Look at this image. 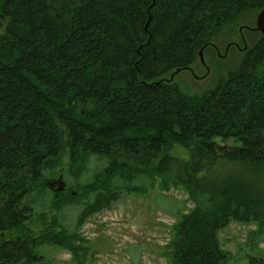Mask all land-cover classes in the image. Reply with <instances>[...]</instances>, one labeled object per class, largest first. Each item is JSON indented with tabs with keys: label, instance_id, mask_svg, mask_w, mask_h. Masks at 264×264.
<instances>
[{
	"label": "trees",
	"instance_id": "obj_1",
	"mask_svg": "<svg viewBox=\"0 0 264 264\" xmlns=\"http://www.w3.org/2000/svg\"><path fill=\"white\" fill-rule=\"evenodd\" d=\"M263 9L264 0H0V264H37L47 245L86 254L66 230L24 239L56 198L43 180H78L89 162L97 175L77 191V226L155 176L206 198L182 215L170 264H227L218 234L232 221L264 232V37L201 96L167 81Z\"/></svg>",
	"mask_w": 264,
	"mask_h": 264
},
{
	"label": "rangeland",
	"instance_id": "obj_2",
	"mask_svg": "<svg viewBox=\"0 0 264 264\" xmlns=\"http://www.w3.org/2000/svg\"><path fill=\"white\" fill-rule=\"evenodd\" d=\"M257 15L246 14L235 25L222 30L223 36L215 42L216 48L207 53L203 48L205 64L199 58V63L193 66L194 75L189 71L180 72L172 83L191 96H201L213 90L222 74L221 69L236 66L243 54L256 47L258 36L241 34L240 31L244 30V25L255 26L253 21ZM230 43L239 46L228 48ZM240 46H245L243 51ZM96 173L97 163L89 162L78 180L62 172L55 178L43 180L51 196L56 198L48 199L38 208L34 219L26 224L28 237L24 241L30 242L31 237L37 239L43 234L47 237L61 234L66 230L71 235L80 236L81 241H76L75 246L83 245L87 252L77 259L67 249L47 245L39 251L42 260L37 264H170V245L177 238V226L182 215L204 205L206 198L199 195L195 201L185 187L175 185L174 177L153 175V181L142 180V187L134 188L132 185L135 190H123L118 193V201L77 226L83 209L80 203L82 194L78 196L77 191L81 185H88ZM59 181L64 183L60 192ZM117 186H121V182ZM74 196L78 199L73 200ZM13 233L19 234L18 231ZM218 235L222 250L232 254L227 264H249L252 258L257 263L264 260V232L256 223L232 221Z\"/></svg>",
	"mask_w": 264,
	"mask_h": 264
},
{
	"label": "flooded vegetation",
	"instance_id": "obj_3",
	"mask_svg": "<svg viewBox=\"0 0 264 264\" xmlns=\"http://www.w3.org/2000/svg\"><path fill=\"white\" fill-rule=\"evenodd\" d=\"M259 14L256 16V19L253 21V24H255V26L244 25L243 26L244 27V30L243 31H240L241 34H255V35H257L258 36V41H260L263 38V35H262L263 33H261V32H255L254 31L255 28L257 27V18L259 16ZM249 29H251V31ZM245 30L247 32H245ZM246 44L248 45V41L247 40H246ZM211 45H212L213 48H216V44L213 43ZM238 46H239V44H237V46H236V43H230L228 45V48H230V47H238ZM240 48H241V46H240ZM244 48H245V46L243 48H241V50L243 51ZM189 73H191L192 75H194L193 69L192 70H189Z\"/></svg>",
	"mask_w": 264,
	"mask_h": 264
},
{
	"label": "water",
	"instance_id": "obj_4",
	"mask_svg": "<svg viewBox=\"0 0 264 264\" xmlns=\"http://www.w3.org/2000/svg\"><path fill=\"white\" fill-rule=\"evenodd\" d=\"M254 31L255 32H261V33H263L262 35H264V9L261 11V13L258 16V19H257V28ZM203 56H204V52L202 50L200 52V58H201V62L203 64H205ZM177 73H180V72L178 71ZM173 79H174V75L171 76L170 81H173ZM58 184H59L58 191L60 192V191H62L64 189V186H63L64 183L61 182V181H59Z\"/></svg>",
	"mask_w": 264,
	"mask_h": 264
}]
</instances>
